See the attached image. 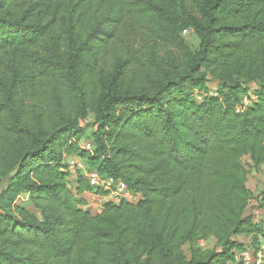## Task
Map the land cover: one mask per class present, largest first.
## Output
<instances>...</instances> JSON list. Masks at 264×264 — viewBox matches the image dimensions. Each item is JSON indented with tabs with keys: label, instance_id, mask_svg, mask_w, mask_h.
Masks as SVG:
<instances>
[{
	"label": "trees",
	"instance_id": "1",
	"mask_svg": "<svg viewBox=\"0 0 264 264\" xmlns=\"http://www.w3.org/2000/svg\"><path fill=\"white\" fill-rule=\"evenodd\" d=\"M262 163L264 0H0V264H242Z\"/></svg>",
	"mask_w": 264,
	"mask_h": 264
},
{
	"label": "built area",
	"instance_id": "2",
	"mask_svg": "<svg viewBox=\"0 0 264 264\" xmlns=\"http://www.w3.org/2000/svg\"><path fill=\"white\" fill-rule=\"evenodd\" d=\"M245 103H248V99H244ZM84 146L88 150H93L92 143ZM69 167L73 172L80 171L87 179L90 184L94 187H103L105 190L110 191L111 194H114L116 197H126L127 199L132 200L136 199L128 190L126 184L120 179H114L113 177H104L95 170H90L85 163V161L77 156L70 157L68 159ZM240 261L242 264H264V241L262 243L261 250L254 254L250 250H245L240 255Z\"/></svg>",
	"mask_w": 264,
	"mask_h": 264
},
{
	"label": "rangeland",
	"instance_id": "3",
	"mask_svg": "<svg viewBox=\"0 0 264 264\" xmlns=\"http://www.w3.org/2000/svg\"><path fill=\"white\" fill-rule=\"evenodd\" d=\"M184 37H185V39L187 40V42L189 43V45L191 46L192 49H194V50L198 49L200 40L196 36V34H195V32H194L193 29H188L187 31H185ZM217 85L218 84H215L213 82L209 86H210V88H211L212 91H216L217 90ZM250 88L252 90H254L256 88V84L255 83H251L250 84ZM83 124L86 127L88 133H91V131H92V127L90 126L91 119H89V118L85 119L84 122H83ZM90 141H91V138L88 137V138H86V139L83 140V143L85 145H87V144L90 143ZM244 163L249 168L251 161L249 160V158L246 157V158H244ZM251 172H252V169H251ZM257 176H258L259 181H262L264 179V171H262L260 173H257ZM95 191L96 190H94V192ZM252 192H253V194H256V191L255 190H253ZM257 193H258V198L262 199V196L263 195L261 194V192L259 193L258 190H257ZM132 200H136V199L132 198ZM260 202H261V200L260 201H257L256 198L255 199L253 198L252 201H251V204H250V212L253 213V215L255 216L256 219H259L260 218V215L257 212L254 213V211L259 206ZM19 203H21L22 205H28L29 204V195L28 194H22L21 197H20ZM95 206H98V205H95ZM95 208L96 207L92 206V210L94 212H97V210ZM201 243H202V245L204 247H213L215 245V241L214 240L204 241V242H201ZM187 249L188 248L186 247L185 250L187 251Z\"/></svg>",
	"mask_w": 264,
	"mask_h": 264
},
{
	"label": "crops",
	"instance_id": "4",
	"mask_svg": "<svg viewBox=\"0 0 264 264\" xmlns=\"http://www.w3.org/2000/svg\"><path fill=\"white\" fill-rule=\"evenodd\" d=\"M213 82L215 84H217L216 81H211L209 83V85ZM262 171H264V163H262L257 168H254L249 175L247 186L251 191H253V190L256 191V194H254V195H258L257 190L259 193L264 191V179L262 181H259L258 176H257V173H260ZM83 196L87 200V205L85 206V208L89 209L93 213L101 212L104 202L116 200V198H115L116 196L114 194H111V193L103 195V194H97L95 192H85L83 194ZM257 201H258V199H257ZM262 204L264 205V196H262V199H261L259 206L254 211V213L257 212L260 215V218L258 220L264 218V206H261ZM95 205H98V206H95ZM92 206L96 207L95 209L97 210V212H94L92 210Z\"/></svg>",
	"mask_w": 264,
	"mask_h": 264
}]
</instances>
